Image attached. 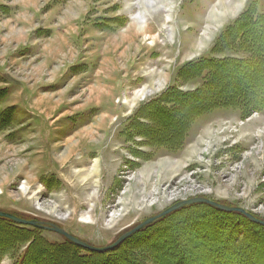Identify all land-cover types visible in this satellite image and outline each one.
<instances>
[{
	"label": "rangeland",
	"instance_id": "rangeland-1",
	"mask_svg": "<svg viewBox=\"0 0 264 264\" xmlns=\"http://www.w3.org/2000/svg\"><path fill=\"white\" fill-rule=\"evenodd\" d=\"M249 7L264 13V0H0V211L96 248L195 198L264 222V57L227 66L208 88L207 71L192 70L251 58L221 40ZM242 27L264 42V28ZM168 94L182 97L181 110ZM241 96L258 101L240 105ZM216 98L228 105L208 104ZM193 205L170 222L186 217L184 232L194 220L212 223L202 235L221 229L222 250L229 237L246 243L252 264H264L263 226ZM35 241L37 249L66 243L0 222V264H19ZM206 247H197L196 262ZM140 250L146 259L148 247ZM66 253L53 263L72 264Z\"/></svg>",
	"mask_w": 264,
	"mask_h": 264
},
{
	"label": "trees",
	"instance_id": "trees-1",
	"mask_svg": "<svg viewBox=\"0 0 264 264\" xmlns=\"http://www.w3.org/2000/svg\"><path fill=\"white\" fill-rule=\"evenodd\" d=\"M242 25H247L248 27L252 26L256 28H264V13L256 14L250 7L249 9H245L234 21V24L228 26V28L225 29L221 35L223 47L225 48L235 47L247 51L251 57L249 60H243V59L242 60L229 59L224 61L206 60V61H201L194 65L195 68L192 69L193 71L194 70L195 71L200 70V72L207 71L205 75V83H206L205 85L207 86V88L215 84L214 77L222 73L221 71H224L227 66H231L232 68L235 69H240L241 67H243V65L251 64L252 61L257 60L260 57H264V42L261 41L255 42L252 39L253 36H255L254 32H252V30L246 29L245 27H242ZM208 91L209 90L207 89L206 92ZM241 97L242 98H239L240 105L248 104L250 106H253L252 104L253 103L255 104L254 100L258 99L257 97L248 98L247 99L248 101L249 100L252 101V103L249 104L248 101H246L245 96H241ZM165 99L169 101L168 103L175 104L176 108L174 109V111H178L182 109L178 103L182 99V97L179 94H174V95L168 94L165 96ZM206 103L202 104L196 110H193L190 114L195 115L196 113L202 112L203 110L206 109L204 108L205 107L204 105H208V104H212V106H214L216 103H218L222 107L228 105L227 103H223V99L220 98L218 99L216 98L214 101L208 104ZM156 111L157 109L155 110V112ZM159 138L163 140V143L165 145H169V143H171L170 141L171 139L169 138L168 139L164 137H159ZM173 144L176 145L177 143H173ZM191 207H198V205L185 206L175 212L182 213L184 211H187ZM207 208L211 211L213 216L230 217L238 214V213L221 212L209 206H207ZM175 212L147 226L143 231L133 235L128 240H126L120 247H118L113 251L106 253L90 252L89 254L82 256L74 251L78 247L69 243L68 241H66V243L62 244L61 246L48 245V247H43V248L38 247L37 249L36 247L37 240H36L35 242H32V244L28 247L25 256L23 257V259L19 264H54L53 262L57 260L55 253L58 252L60 253L68 252V254L66 253V255L71 260L72 264H151V263L152 264H183V260L187 257L190 260L185 264H242V263L252 264V262H250L248 258L249 256L252 255L249 254V249L246 243L242 242L238 246L237 245L235 246L233 239L232 240L228 239L229 238L228 237L227 243L229 248L222 250L221 249L222 247H219V245L220 243L222 244L225 243L226 235L225 234L222 235L223 231H221V229L218 228L216 229L215 234L218 232V234L216 235H214L213 233L212 236L206 234L202 235L201 230H203V226L206 225V227L208 228L213 224L206 222L204 223L205 224L204 225L203 223H200V221L197 222V220L195 221L193 219L194 220L193 222L195 223L196 226L194 225V228L191 229L190 232L188 231L184 232V227H186L185 226L186 222H189L190 220H188L185 217V219H179L170 222L169 218L171 217V215H174ZM0 222L6 224H13V222L3 218H0ZM15 229L22 230V232H25L26 235L31 233L28 230H23V228H15ZM154 229H160L161 232H157V233L155 232L154 235L156 238L153 239L150 237L152 233L150 235L148 233L152 232V230L154 231ZM147 234L149 235L148 241L151 242L152 240L150 244L145 239ZM186 235L189 236L188 239H186ZM215 244L217 245L215 246ZM201 245L203 247H205L206 245L208 246L206 247L208 250L207 251L208 255L206 256L207 258H205L204 260L202 259L199 262H196L198 258L194 260V253L196 252L197 247ZM123 246H127V247L122 250ZM144 247H148L147 250L148 257L146 259L141 258L139 260L138 255L143 253L140 249ZM50 250L52 253H48V251ZM39 257H41L43 261L39 262L37 260ZM143 260L144 262H142Z\"/></svg>",
	"mask_w": 264,
	"mask_h": 264
},
{
	"label": "water",
	"instance_id": "water-1",
	"mask_svg": "<svg viewBox=\"0 0 264 264\" xmlns=\"http://www.w3.org/2000/svg\"><path fill=\"white\" fill-rule=\"evenodd\" d=\"M193 204H205L209 207L215 208L218 211H222V212H226V213H240V214L244 215L246 218H248L251 222H253L255 224H259V225L264 227V222L255 219L254 217L247 214L244 210H242L240 208H233V207H228L225 205L217 204V203L212 202V201L205 199V198H195V199H190V200L178 202V203L172 205L171 207L167 208L163 212L159 213L158 215L151 217V218H148V219L142 221L141 223H139L138 225L134 226L133 228L129 229L128 231L124 232L123 234H121L116 239L115 242H113L109 246H106L103 248L92 247V246L86 244L85 242H82L81 240L75 238L74 236L70 235L69 233H67L63 229L56 227V226H53V225H47L43 222H39V221H35V220H24V219H21V218L14 216V215L4 213L1 211H0V218L9 220V221H11L14 224L19 225V226H29V227L37 228L40 230H45V231L56 233V234L62 236L69 243H71V244L75 245L76 247H78L82 250H85L87 252L106 253V252H110V251L117 249L131 235L136 234L137 232L141 231L142 229L151 225L152 223L160 220L161 218L165 217L166 215L171 214V213H173V212H175V211H177V210H179L185 206H189V205H193Z\"/></svg>",
	"mask_w": 264,
	"mask_h": 264
},
{
	"label": "bare ground",
	"instance_id": "bare-ground-1",
	"mask_svg": "<svg viewBox=\"0 0 264 264\" xmlns=\"http://www.w3.org/2000/svg\"><path fill=\"white\" fill-rule=\"evenodd\" d=\"M235 4H236V3H235ZM224 11H225V10H224ZM222 16H223V15H222ZM221 212H222V211H221ZM225 213H226V212H225ZM168 215H169V214H168ZM168 215H166V216H168ZM145 228H146V227H145ZM145 228H144V229H145ZM144 229H142V230H144ZM142 230H141V231H142ZM139 232H140V231H139ZM136 234H138V232H137ZM134 235H135V234H134ZM132 236H133V235H131L130 237H132ZM130 237H129V238H130ZM129 238H128V239H129ZM128 239H126V240H128ZM126 240H125V241H126ZM125 241H124V242H125ZM124 242H123V243H124ZM123 243H122V244H123ZM122 244H121V245H122ZM121 245H120V246H121Z\"/></svg>",
	"mask_w": 264,
	"mask_h": 264
},
{
	"label": "crops",
	"instance_id": "crops-1",
	"mask_svg": "<svg viewBox=\"0 0 264 264\" xmlns=\"http://www.w3.org/2000/svg\"><path fill=\"white\" fill-rule=\"evenodd\" d=\"M261 14H263V13H261Z\"/></svg>",
	"mask_w": 264,
	"mask_h": 264
}]
</instances>
